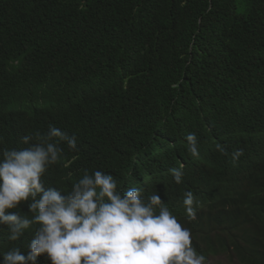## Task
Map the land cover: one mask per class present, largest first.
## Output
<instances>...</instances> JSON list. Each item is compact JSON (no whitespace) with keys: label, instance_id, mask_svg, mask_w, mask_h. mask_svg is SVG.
I'll return each instance as SVG.
<instances>
[{"label":"trees","instance_id":"1","mask_svg":"<svg viewBox=\"0 0 264 264\" xmlns=\"http://www.w3.org/2000/svg\"><path fill=\"white\" fill-rule=\"evenodd\" d=\"M50 125L77 148L59 142L46 188L100 170L157 192L208 264H264V0H0V148ZM181 163L184 186L169 173ZM185 188L200 200L194 221ZM36 227L11 241L0 226V253L26 254Z\"/></svg>","mask_w":264,"mask_h":264},{"label":"clouds","instance_id":"2","mask_svg":"<svg viewBox=\"0 0 264 264\" xmlns=\"http://www.w3.org/2000/svg\"><path fill=\"white\" fill-rule=\"evenodd\" d=\"M184 139L188 153L198 157L196 133ZM59 142L77 148L75 135L51 125L44 135H23L20 143L27 147L0 148V226H6L11 241L38 226L27 253L11 247L0 253L3 264H37L45 254L51 264H208L193 247L190 229L157 192L145 197L143 187L121 190L113 175L100 170H84L70 191L46 188L42 178L61 159ZM216 148L228 155L222 145ZM243 155L242 148L235 149L232 162ZM185 167L169 169L176 185H185ZM22 203L30 214L7 211ZM180 204L189 220H196L201 207L193 190L185 188Z\"/></svg>","mask_w":264,"mask_h":264},{"label":"rangeland","instance_id":"3","mask_svg":"<svg viewBox=\"0 0 264 264\" xmlns=\"http://www.w3.org/2000/svg\"><path fill=\"white\" fill-rule=\"evenodd\" d=\"M239 4L243 5L241 1H239ZM242 9L245 10L244 7ZM218 262H220L221 264H233V262L225 255L211 258L209 264H216Z\"/></svg>","mask_w":264,"mask_h":264},{"label":"bare ground","instance_id":"4","mask_svg":"<svg viewBox=\"0 0 264 264\" xmlns=\"http://www.w3.org/2000/svg\"><path fill=\"white\" fill-rule=\"evenodd\" d=\"M38 116V115H37ZM36 116V117H37ZM43 118H41L40 120H42ZM38 121V120H37ZM41 122V121H40ZM19 138V137H18ZM264 197V196H263ZM262 208H263V206L261 207V209L259 210L260 212L262 211Z\"/></svg>","mask_w":264,"mask_h":264}]
</instances>
